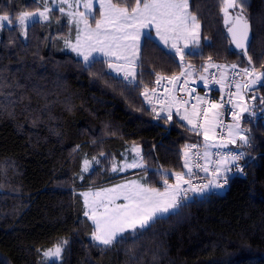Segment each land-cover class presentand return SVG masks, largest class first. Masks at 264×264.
Segmentation results:
<instances>
[{"label": "trees", "instance_id": "obj_1", "mask_svg": "<svg viewBox=\"0 0 264 264\" xmlns=\"http://www.w3.org/2000/svg\"><path fill=\"white\" fill-rule=\"evenodd\" d=\"M31 2L0 0V14L34 10L26 7ZM189 3L201 25L202 55L185 56V63L212 57L214 63L247 66V57L230 43L220 0ZM244 15L251 27L248 55L261 72L264 0L246 1ZM50 30L43 23L29 27L27 39L15 26L0 31V83L5 94L24 97L0 113V261L45 264L42 251L66 239L63 259L47 264H264V116L244 119L250 146H238L248 162L246 175L233 177L227 190L190 201L178 215L158 218L139 235H124V243L105 247L91 240L79 191L122 176L97 169L83 174L85 158L139 144L146 181L162 188L157 173L186 171L183 147L200 145L203 137L176 116L165 123L150 114L143 87L155 88L157 74L180 72L179 58L173 60L174 53L155 38L142 40L139 87H123L109 78L106 64L90 72L76 55L57 51ZM252 91L261 106L264 83Z\"/></svg>", "mask_w": 264, "mask_h": 264}, {"label": "snow or ice", "instance_id": "obj_2", "mask_svg": "<svg viewBox=\"0 0 264 264\" xmlns=\"http://www.w3.org/2000/svg\"><path fill=\"white\" fill-rule=\"evenodd\" d=\"M81 3L83 11H79ZM95 4L99 5L98 11ZM245 4L246 0H220L224 25L231 37L230 43L247 57V66L231 64L229 68L228 65L211 63L212 57H208L209 63L203 67V72H208L209 68L223 69L218 79L213 76L211 80L212 83L220 85L221 91L225 87L231 89L235 86V91L230 90L227 93L226 103L231 105L228 111L233 121L229 124H224L221 119L223 112L220 110L225 107L223 102L212 101L207 95L193 96L196 90L188 87L189 81L193 79L194 68L193 65L185 63V56L202 55L198 51L201 46V25L197 16L190 11L189 0H32L26 7L34 10H17L13 15L8 12L0 14V31L15 26L27 39L29 27L34 28L41 22H50L54 16L58 23V11L67 18L68 25H74V42L70 38L65 39L64 47L82 58L81 63L90 72L97 63L106 64L111 73L115 74L112 76L110 73L109 78L123 87H139L136 68L141 59L140 41L143 37L151 42L153 30L159 42L174 53L172 59L179 58V75H156L155 85L163 88V94L158 95L156 88L150 90L147 85L143 87L141 94L151 105L149 111L150 114H155L154 119H161L160 114L163 113V120L167 123L172 120L175 110L179 120L190 125V130L195 135L203 137V152L199 151L200 145L197 143L184 145L182 167L187 172L157 173L163 181L162 189L151 186L146 181L145 172V182L131 180L110 188L80 193L86 209L83 214L92 224L90 237L96 245L110 247L114 243H124L127 239L125 232L136 236L141 234L137 233V228H150L164 214L172 211L178 215L183 206L182 198L187 199L188 192L203 194L210 188L222 189L229 182L228 173H243L244 168L239 161L244 158V152H212L210 149H226L229 144L235 145L237 140L243 142L241 146H250L249 136L246 135L248 129L241 127V114L249 111L244 103L246 94L261 82L264 72L257 70L252 57L248 55L250 24L244 15ZM94 53L105 59L97 60ZM238 67L239 71L235 72V76L240 79L237 80L234 76L229 81L228 73ZM261 67L264 68V63ZM165 80L167 83L162 84ZM200 80L204 81L205 87L208 86V77L201 75ZM7 86L13 85L9 83ZM15 87L22 86L16 82ZM3 88L4 84L0 83V113L14 108L24 100L23 96L15 98L13 92L5 94ZM179 93H183L185 98ZM191 99H195L196 103L189 105ZM224 99L222 96L221 101ZM251 99H256L254 94ZM260 100L264 104V97ZM156 105L160 107L157 108ZM217 129L221 131L218 133ZM127 151L133 154L131 161L127 158H124L122 163L111 158L107 160L112 172L145 168V158L140 146L133 144ZM99 155L105 154L101 151ZM200 160H203V163H199ZM101 163L95 156L91 160L85 158L82 172H88L93 164ZM200 172L206 174V179L210 176V179H207L206 183L193 185L192 180L200 178ZM170 176H174V183H169ZM79 178L83 179V175ZM67 245L68 240L61 239L52 248L43 251L45 264L49 260L60 261ZM0 264L4 262L0 261Z\"/></svg>", "mask_w": 264, "mask_h": 264}, {"label": "rangeland", "instance_id": "obj_3", "mask_svg": "<svg viewBox=\"0 0 264 264\" xmlns=\"http://www.w3.org/2000/svg\"><path fill=\"white\" fill-rule=\"evenodd\" d=\"M246 1H248V0H246ZM73 2H74V0H73ZM95 7H96V9H97V11H98V9H99V5L98 4H95L94 5ZM74 10V9H73ZM84 9H83V4L81 3V6H80V8H79V11H83ZM230 11H234V10H230ZM56 15L57 16H59V22L57 23L56 22V17L54 16L53 17V19L50 21V22H41V23H43V24H46L51 30H50V34H51V38H50V40H51V42L54 44V47L56 48V50L57 51H61V52H68V53H72V54H74V55H76L75 53H73V52H71L70 50H68V49H66L65 47H64V40L65 39H72L73 40V42H74V39H75V31H74V25H68L67 23H66V17H64V16H62V15H60L59 13H58V11H57V13H56ZM222 15H223V13H222ZM52 32H54V34L55 35H53L52 34ZM58 32H60V33H58ZM152 35H154L155 36V31L153 30V32H152ZM24 39H25V37L23 36V35H21ZM156 37V36H155ZM157 38V37H156ZM158 39V38H157ZM142 40H143V37L141 38V41H140V45L142 44ZM165 47V46H164ZM186 52L188 51L187 49L185 50ZM94 55L96 56V59H102V58H104V57H102V56H100L99 54H95L94 53ZM80 58V57H79ZM80 59H82V58H80ZM105 59V58H104ZM209 63V61H205L203 64L202 63H200V64H198V65H195V64H191V65H193V68H194V72H193V79L192 80H190V81H195V82H199V81H201L200 80V76L201 75H204V76H206V77H208L209 76V73H210V71H212L214 68H209V70H208V72H203V67L204 66H206L207 64ZM211 63H214V62H212L211 61ZM137 64H139V61L137 62ZM214 64H217V65H228L229 66V68H230V64H220V63H214ZM238 66H241L242 67V65H239V64H237ZM108 70L111 72V70L108 68ZM222 71H223V69H221ZM136 71H137V68H136ZM180 71H181V68H180ZM234 71H239V67L236 69V70H234ZM232 71H230L229 73H231ZM180 73V72H179ZM179 73H177L176 75H179ZM228 73V74H229ZM112 74H114V73H112ZM115 75V74H114ZM240 79V77H238V80ZM255 95V97H258V94L257 93H255L254 91H248L247 92V94H246V98H245V101H244V103H245V105L249 108V111L248 112H244V113H242L241 114V121H240V123H241V127L243 128V121H244V119H246V118H248L247 117V114H250L249 116H264V107H261V106H263L264 104H262L261 106H259V105H257L256 106V99L255 100H253V99H251V97H252V95ZM148 104V103H147ZM149 105V104H148ZM150 107H151V105H149ZM157 106V108H159L160 106L159 105H156ZM257 107H261L260 109H258ZM173 111H175V110H173ZM252 113V114H251ZM253 113H255V114H253ZM161 115V117L162 116H164V114L163 113H161L160 114ZM176 116V115H175ZM177 117V116H176ZM179 118V117H178ZM186 125H187V123L185 122V121H183ZM189 128H191V126L190 125H187ZM242 141H240V140H237V142H236V144L235 145H233L232 144V146L233 147H237L238 145H240V143H241ZM204 143H205V141L203 140V143L202 144H200V148L199 149H201L202 151H203V145H204ZM243 143V142H242ZM134 144V143H133ZM133 144H127L126 146H124V148L121 150V151H119L118 153H113L112 155H110V154H107V153H105L104 152V156H100L99 154H97L96 153V150H95V152L94 153H96V154H94V156L95 157H97L98 159H100L101 160V165H95V164H93L92 165V167L90 168V170L88 171V172H83V174L85 173V174H89V173H91V171H93V170H95V169H97L100 173L101 172H106L107 174H106V176H108L109 174L110 175H113V176H124V175H126V174H131V175H127V176H125V177H123V178H121V179H118V180H115V181H113V182H109V183H107V184H104V185H97V186H93V187H91V188H87V189H82V190H80L79 192L80 193H82V192H87V191H98V190H100V189H103V188H110V187H113L114 185H116V184H123V183H127L128 181H131V180H136V181H140V182H145V172H146V175H147V171H149L146 167L145 168H130V169H127L126 171H123V172H112L111 170H110V164L107 162V160L109 159V158H111V159H114L115 161H117V162H119V163H122L123 162V159L124 158H127L129 161H131V158H132V153H130L129 151H127L128 149H130L132 146H133ZM135 145H138V146H140L139 144H135ZM140 148L142 149V147L140 146ZM241 149V148H240ZM240 149H238V150H240ZM212 150V149H211ZM123 154V155H122ZM142 154L144 155V157H145V154L143 153V150H142ZM93 156V157H94ZM89 160H91V159H89ZM185 173L187 172V170L186 171H184ZM132 173H135V174H132ZM101 176H105V174H102ZM105 176V177H106ZM169 183H174V180L172 179V176H171V178H170V180H169ZM162 184H163V181H162ZM162 189V188H161ZM0 191H1V187H0ZM83 200V199H82ZM123 201H118V203H122ZM85 211H86V209H85ZM171 213H173L172 211H170L169 213H166V214H164V216H167V215H169V214H171ZM87 218V217H86ZM88 219V218H87ZM89 222L91 223V221L89 220ZM92 225V224H91ZM137 230H140L139 228H137ZM127 234H131V232H125L124 233V235H127ZM132 235V234H131ZM91 238V237H90ZM118 239H119V237H118ZM68 246V245H67ZM67 246H66V248H65V250H64V252H63V254H62V259H63V257H64V254H65V251H66V249H67ZM100 246H102V245H100ZM53 247V246H52ZM52 247H49V248H52ZM49 248H47V249H49ZM47 249H45V250H47ZM44 250V251H45ZM42 253H43V251H42ZM42 259L44 260V258L42 257ZM61 259V260H62ZM60 260V261H61ZM45 261V260H44ZM60 261H55V260H49V261H47V262H60Z\"/></svg>", "mask_w": 264, "mask_h": 264}, {"label": "built area", "instance_id": "obj_4", "mask_svg": "<svg viewBox=\"0 0 264 264\" xmlns=\"http://www.w3.org/2000/svg\"><path fill=\"white\" fill-rule=\"evenodd\" d=\"M220 71H222L221 69H217V68H214L212 71H210L209 73V76H208V79H209V84L207 87L204 86V81H199V82H193V81H189V84H188V87L189 88H194L196 91L192 94L193 96H196V95H199L201 97H204L205 95H207L208 99L212 100V101H215V102H223L225 104V107L223 109H221L220 111L223 112V115L221 117L222 121L224 122V124H229V123H232V117L230 115V112L228 111V109L231 108V105H228L226 103L227 101V93L231 90V91H235V86L233 85V87L231 89L225 87L222 91L220 90V85L218 84H215V83H212L211 80H212V77L215 76L217 79L219 78V74H220ZM235 72L237 71H232L231 73L228 74V77H229V81L235 76ZM238 77L239 76H235V79L238 80ZM183 79V78H181ZM167 81H162V84H166ZM169 87H171V85H169ZM177 88H179V85H177ZM156 89H157V94L160 95V94H163V88H158L156 86ZM179 95L182 97V98H185L184 97V94L183 93H179ZM224 97V101H221V97ZM196 101L195 99H191V104H195ZM201 107H204L203 105H201ZM221 131V129H217V132L219 133ZM226 135V131L224 133ZM236 151V152H242L240 150H237V149H234L232 148L231 146L228 145V148L226 149H215L213 148L212 152H217V151H223V152H227V151ZM199 151L202 153L203 151L201 149H199ZM217 157H213V159H216ZM199 163H203V160H200L198 161ZM240 165L244 168V171L243 173H236L235 171L233 172H230L228 173V176H229V182L227 185L224 186V188L222 189H209L208 191H206L205 193H200V192H188L187 194V199H184L182 198V205H185L187 203H189L190 201L196 199V198H203L205 196H209V195H219L220 193H222L223 191L227 190L229 188V185H230V180L233 178V177H236V176H241V177H244L246 175V167L248 165V162H245L244 158L242 160L239 161ZM194 171H198L197 169H194ZM199 177L198 179H193L192 180V183L193 185H197V184H202V183H206L207 182V179H210V176L207 177V179L205 178L206 177V174L205 173H202L200 172L199 173ZM174 178V176H173ZM175 180V178H174ZM186 187V186H185Z\"/></svg>", "mask_w": 264, "mask_h": 264}, {"label": "water", "instance_id": "obj_5", "mask_svg": "<svg viewBox=\"0 0 264 264\" xmlns=\"http://www.w3.org/2000/svg\"><path fill=\"white\" fill-rule=\"evenodd\" d=\"M250 35H251V27H250V33H249V40H250ZM231 38V37H230ZM249 43V42H248ZM234 47H235V45H233ZM237 50H240V49H237ZM261 72H264V71H261ZM264 83V78H262V80H261V82L260 83H258L257 85H255V86H253L252 87V90H257L258 88H259V86L261 85V84H263Z\"/></svg>", "mask_w": 264, "mask_h": 264}, {"label": "crops", "instance_id": "obj_6", "mask_svg": "<svg viewBox=\"0 0 264 264\" xmlns=\"http://www.w3.org/2000/svg\"><path fill=\"white\" fill-rule=\"evenodd\" d=\"M152 37L153 38H155L158 42H159V40L154 36V35H152ZM160 43V42H159ZM162 44V43H161ZM163 45V44H162ZM164 46V45H163ZM102 59H104V58H102ZM191 101V100H190ZM190 101H189V105H191V103H190ZM175 116V111H173V117ZM163 117V116H162ZM173 119V118H172ZM211 150V149H210ZM127 175H131V174H126V175H124L123 177H125V176H127ZM123 177H121V178H123ZM121 178H119V179H121Z\"/></svg>", "mask_w": 264, "mask_h": 264}, {"label": "bare ground", "instance_id": "obj_7", "mask_svg": "<svg viewBox=\"0 0 264 264\" xmlns=\"http://www.w3.org/2000/svg\"><path fill=\"white\" fill-rule=\"evenodd\" d=\"M252 114V113H251ZM253 114H255V113H253ZM250 114H247V117L249 116ZM250 117V116H249ZM102 185V184H101Z\"/></svg>", "mask_w": 264, "mask_h": 264}]
</instances>
